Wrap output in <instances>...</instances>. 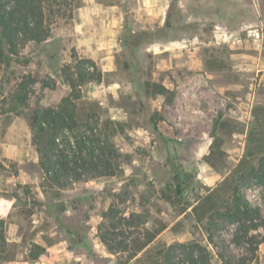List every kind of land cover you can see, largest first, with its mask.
<instances>
[{"label":"rangeland","instance_id":"obj_1","mask_svg":"<svg viewBox=\"0 0 264 264\" xmlns=\"http://www.w3.org/2000/svg\"><path fill=\"white\" fill-rule=\"evenodd\" d=\"M101 2L129 10L130 1ZM51 3L53 11L47 10V21L53 33L47 41L20 44L16 53L4 45L1 54L0 48V190L18 196L19 208L26 209L28 217V210L36 206V212H42L44 237L54 246L51 255L55 264H155L160 260L159 249L192 241L209 247L211 264H223L217 247L223 240L233 255H249L246 245L234 240L235 225L218 220L221 228L214 232L213 244L208 239L207 220L197 221L192 207L183 213L182 209L218 186L243 157L256 163L264 155V105L250 109L252 75L250 70L237 68L251 59L247 52L254 48L245 47L243 38L252 37V32L244 28L246 36H234L238 41L232 46L219 44L224 40L215 33L214 43L197 42L193 53L171 55L157 52L160 42L147 43L164 36L165 31L143 30L127 12L117 45L120 49L110 63L97 47L92 27L83 32L77 28L75 12L85 1ZM200 28L203 38L213 34L214 26L209 23ZM83 59L94 60L102 77L81 84V123L97 122V132L115 143L121 153L119 169L113 176L89 177L57 189L46 182L40 169L29 117L39 102H45L43 81L55 83L60 87L56 95H62L70 89L65 83V68ZM111 64L114 67L109 70ZM27 76L38 82L29 86L27 100L21 102L17 97L19 83ZM147 81L170 84L177 91L174 102L168 104L162 96L146 93ZM234 82L239 86H230ZM176 167L189 173L181 200L176 198ZM23 170L33 177L30 183L19 178ZM34 187L43 192L44 207L35 198ZM243 191L261 206L264 219L262 188L252 183ZM111 204L125 215L142 213L145 227L158 233L133 259L128 252H111L100 239L99 226ZM6 234L4 224L5 238ZM250 234L264 239V224ZM37 250L31 247L30 256ZM23 251L25 245L0 242V264H9L2 258ZM250 264H264V240L258 260Z\"/></svg>","mask_w":264,"mask_h":264},{"label":"trees","instance_id":"obj_2","mask_svg":"<svg viewBox=\"0 0 264 264\" xmlns=\"http://www.w3.org/2000/svg\"><path fill=\"white\" fill-rule=\"evenodd\" d=\"M52 1L0 0L1 54L4 45L8 46L11 53H16L20 44L31 41L42 43L52 36V26L47 21V10L53 11ZM176 11L173 16L179 13ZM173 16L171 12L167 22L169 27L179 25L172 19ZM64 74L65 83L70 89L65 90L62 95H56L60 87L44 80L42 88L45 91V102H39L31 110L29 117L31 141L40 157V169L46 182L57 189L67 188L71 183L89 177L116 175L121 158L115 143L108 136L97 132V122L83 124L79 116L81 84L101 80L102 73L98 65L92 59L78 60L75 66L68 65ZM27 77L19 83L20 92L17 97L21 102L27 100L25 92L29 86L38 82V79L32 76ZM144 84L146 93L162 96L168 104L174 102L176 89L159 81H147ZM216 127L215 122L214 129ZM188 176L189 173L183 168L176 167L174 181L178 200L183 198L185 189L188 188ZM252 183L260 186L264 193V155L256 163L243 157L218 186L208 189L207 194L196 204L187 203L182 209L183 213L192 207L193 216L197 221L207 220L208 239L213 244L214 232L221 228L218 220L236 226L234 240L237 244H245L249 255H233L223 240L217 245L223 264H250L258 260L259 245L264 239L250 232L263 226L262 208L254 204L243 191L244 187ZM103 219L99 226L101 241L111 252H128L129 259L144 251L158 234L145 227L146 220L142 213L131 212L125 215L114 204L104 212ZM178 224L180 222L173 226V230L178 228ZM2 241H5L4 220L0 219V242ZM35 248L38 250L33 257L44 250L39 245H35ZM159 254L160 260L155 264H211L212 260L209 247L199 241L174 242L159 249Z\"/></svg>","mask_w":264,"mask_h":264},{"label":"crops","instance_id":"obj_3","mask_svg":"<svg viewBox=\"0 0 264 264\" xmlns=\"http://www.w3.org/2000/svg\"><path fill=\"white\" fill-rule=\"evenodd\" d=\"M84 1L85 3L79 6L75 12L77 28L83 32L88 27H92L94 36L97 35V47L106 55L104 58L108 59L110 63L120 49L117 45L127 12L130 18L135 19L143 30L165 31L164 36L157 37L147 43L160 42L161 45L157 52L171 55L176 52L177 54L193 53L192 49L194 51L197 49V42L210 45L215 42V33L218 38L224 40L218 41L219 44H229L230 46L238 41L234 38L237 34L240 35V38L243 35L246 36L247 33L242 31L244 28L249 29L250 32L259 33V36L253 34L252 37L248 35L247 38H243L246 43L245 47L254 49L247 52L251 57L249 63L237 65L239 66L237 68L250 70L252 75L254 88L250 94V109L253 111L254 106L264 105V0H122L130 1L128 11H125L119 4H105L101 2L102 0ZM175 10L179 12L176 14L177 16H173ZM171 12L172 19L174 18L176 23H179L175 27L167 26ZM93 22H97V25L93 26ZM207 23L214 26L213 34L203 38V33H200L202 31L200 29L203 28H200V25L205 26ZM219 30L224 34H230V36L219 35ZM165 66L170 69L168 65L164 64L163 67L165 68ZM112 67H114L113 64L109 66V70ZM163 83L170 87L166 81ZM229 84L234 87L239 86L236 82ZM31 177L25 171L23 174H19V178L23 179L24 184L30 183L33 179ZM10 180L12 185L13 177ZM1 192L0 190V219L5 220L7 231L5 241L17 247L25 245V251L17 252L6 260L2 258L3 262H9V264H55L56 259L51 255L54 246L47 243L44 237L45 219L42 212L41 214L36 212L39 209L37 206L29 209L28 213L33 219L30 221V217L25 214L26 209L19 208L18 196L6 195ZM34 192L35 198L44 207L43 192L37 191L36 187H34ZM35 245L43 247L44 250L38 256L31 257V247Z\"/></svg>","mask_w":264,"mask_h":264},{"label":"built area","instance_id":"obj_4","mask_svg":"<svg viewBox=\"0 0 264 264\" xmlns=\"http://www.w3.org/2000/svg\"><path fill=\"white\" fill-rule=\"evenodd\" d=\"M221 34H224V33H221ZM221 34H220V35H221ZM252 34L257 35V36L260 35L259 33H255L254 31H252ZM224 36H230V34L225 33Z\"/></svg>","mask_w":264,"mask_h":264}]
</instances>
